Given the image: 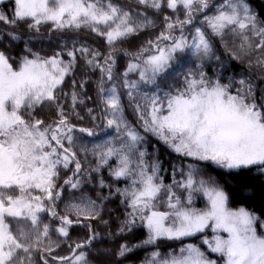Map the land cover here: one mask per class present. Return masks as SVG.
<instances>
[{"label":"snow or ice","instance_id":"obj_1","mask_svg":"<svg viewBox=\"0 0 264 264\" xmlns=\"http://www.w3.org/2000/svg\"><path fill=\"white\" fill-rule=\"evenodd\" d=\"M0 264H264V13L0 0Z\"/></svg>","mask_w":264,"mask_h":264},{"label":"trees","instance_id":"obj_2","mask_svg":"<svg viewBox=\"0 0 264 264\" xmlns=\"http://www.w3.org/2000/svg\"><path fill=\"white\" fill-rule=\"evenodd\" d=\"M119 2L125 4L126 6L129 5V0H119ZM251 3L253 4V6L260 10L262 13H264V0H251ZM132 6H135L134 4ZM81 40H84V41H87L88 43L90 44H93V45H97V46H100V47H103L102 43L98 40H96V38H94L93 36L91 35H87V34H81L80 37H79ZM147 36H142L140 38V40H138L133 46H131L129 48V51H135L136 48L139 47V44L144 40L146 39ZM126 63V58H121L119 60V65H120V70H123V67ZM83 77V69L82 68H78L77 69V79L79 80L80 78ZM96 79V76L93 75L91 77V80H95ZM88 95L92 97V101H87L86 100V103H88V106L89 107H94L95 106V100H96V96H95V91H94V85L90 83L88 89ZM161 159L165 161V167H168V161L174 159V156L172 155H169L165 150L162 149V152H161ZM166 183H170L171 182V176H170V170H169V173L166 174V180H165ZM109 207H115V205H110ZM117 216H122V213L117 211L112 219L113 221H115L116 217ZM115 223H113V231H115ZM75 233H74V237H75ZM121 242V239L119 237H115L111 240H108L107 238L105 239V244L104 246H110V247H116L119 243ZM145 255L144 252H139L137 253V255L135 257H133V259H140L142 258L143 256Z\"/></svg>","mask_w":264,"mask_h":264}]
</instances>
